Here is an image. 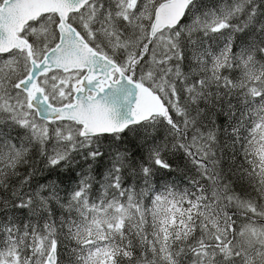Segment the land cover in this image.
<instances>
[{"label": "snow or ice", "instance_id": "obj_1", "mask_svg": "<svg viewBox=\"0 0 264 264\" xmlns=\"http://www.w3.org/2000/svg\"><path fill=\"white\" fill-rule=\"evenodd\" d=\"M0 264H264V0H0Z\"/></svg>", "mask_w": 264, "mask_h": 264}]
</instances>
